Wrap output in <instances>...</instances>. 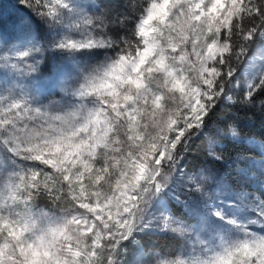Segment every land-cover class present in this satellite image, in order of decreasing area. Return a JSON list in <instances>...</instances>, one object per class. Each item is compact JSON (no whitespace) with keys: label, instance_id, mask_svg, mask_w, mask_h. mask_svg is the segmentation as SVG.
I'll use <instances>...</instances> for the list:
<instances>
[{"label":"snow or ice","instance_id":"snow-or-ice-1","mask_svg":"<svg viewBox=\"0 0 264 264\" xmlns=\"http://www.w3.org/2000/svg\"><path fill=\"white\" fill-rule=\"evenodd\" d=\"M15 4L0 264H264V0Z\"/></svg>","mask_w":264,"mask_h":264},{"label":"rangeland","instance_id":"rangeland-1","mask_svg":"<svg viewBox=\"0 0 264 264\" xmlns=\"http://www.w3.org/2000/svg\"><path fill=\"white\" fill-rule=\"evenodd\" d=\"M0 4L3 5V13L5 16L9 15L13 12L14 8L16 7L15 0H0ZM132 6L134 8L139 9L141 7V3L134 1L132 2ZM100 51L97 52H90L89 50H81L80 52L75 53L72 57H67L65 59V63L70 68H75L77 64L79 67L82 68H95L100 67L104 64H106L109 60V57L113 55V53L108 50L99 49ZM75 61L76 63H73ZM257 64H259V61H256ZM256 144L249 145L251 147H254L255 150L259 152V139H256Z\"/></svg>","mask_w":264,"mask_h":264},{"label":"trees","instance_id":"trees-1","mask_svg":"<svg viewBox=\"0 0 264 264\" xmlns=\"http://www.w3.org/2000/svg\"><path fill=\"white\" fill-rule=\"evenodd\" d=\"M134 1H137V2H140L141 3V0H130L131 3L134 2ZM117 6H119V5H117ZM89 51L90 52H97V51H100V50L99 49H92V50H89ZM254 131L256 133V135L254 136V138L256 137V139H259L260 140L259 135H258L259 128L255 129ZM240 147L250 148L252 150L253 154L258 153V151L255 150L254 147H251L249 145H245V146L241 145ZM154 243L158 246L157 249H156L157 251H160L161 249H169L172 246V241H170L169 239L163 238V237H161L159 239H156L154 241Z\"/></svg>","mask_w":264,"mask_h":264}]
</instances>
